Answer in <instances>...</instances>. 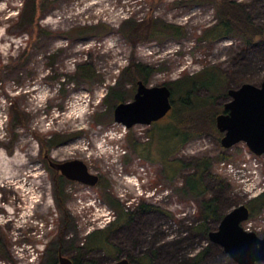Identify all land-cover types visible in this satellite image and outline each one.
<instances>
[{
	"label": "rangeland",
	"instance_id": "obj_1",
	"mask_svg": "<svg viewBox=\"0 0 264 264\" xmlns=\"http://www.w3.org/2000/svg\"><path fill=\"white\" fill-rule=\"evenodd\" d=\"M29 1L0 0V264H49L58 241L62 254L80 264L144 256L152 264H237L198 231L202 224L216 231L221 221L204 223L201 201L177 193L186 173L171 183L156 160L169 151L165 146L171 141L159 134L174 125V112L156 125L128 129L115 122L118 103L106 98L121 83L122 102L134 99L137 86L123 75L132 60L153 69L151 87L213 68L225 79L212 109L222 114L230 89L263 82L264 45L248 49L237 38L203 40L217 22L214 0H40L38 31L23 22ZM228 1L246 4L264 27V0ZM130 20L147 25L161 20L182 28L183 35L133 46L122 32ZM91 27L97 32L80 31ZM83 68L93 73L91 79L79 76ZM182 94L177 92L175 101ZM196 95L212 96L207 89ZM178 147L175 159H212L204 176L205 199H215L221 215L264 192V155L256 156L245 143L225 149L221 140L203 136ZM145 152L154 160L141 155ZM44 153L54 163L84 162L99 183L66 179ZM57 176L66 179L67 225L56 206ZM108 196L134 217L109 231L107 248H87L89 234L110 229L117 217ZM242 227L264 238V209Z\"/></svg>",
	"mask_w": 264,
	"mask_h": 264
},
{
	"label": "trees",
	"instance_id": "obj_2",
	"mask_svg": "<svg viewBox=\"0 0 264 264\" xmlns=\"http://www.w3.org/2000/svg\"><path fill=\"white\" fill-rule=\"evenodd\" d=\"M214 3L217 11V22L204 32L203 40L213 42L224 38H237L248 49H255L264 45V27L255 23L246 4L228 0H214ZM40 11V0H30L25 7L24 15H22L23 22L32 25L35 30L38 31V29H40V22L38 19ZM145 22L144 20H130L122 28L123 35L133 46H137L149 38L158 39L166 36L181 37L183 35L182 28L172 26L164 21L154 20L148 25ZM97 29L96 27H91L80 31L97 32ZM153 73L154 71L151 67L137 63V61L134 60H132L130 65L123 71V75L126 79H131L135 87L137 86L136 81L138 80L147 84ZM79 76L91 79L93 73L87 68H83ZM224 82L225 79L221 77L215 69L208 68L195 76L186 77L178 82L169 84L173 97V117L175 118L176 116V119L172 127L166 126L159 134L161 135L160 139L165 138L167 142H169V140L171 141L170 146H165V148L169 147V151L162 153L156 159H159L162 163L164 177L173 183L180 175L186 173L183 177V186L176 191L184 198H194L201 201L200 204L204 223L209 221L218 222L225 216L220 214L215 199H205L207 188L205 186L204 176L211 170L212 159L205 157L193 158L185 162L180 159H175L172 153L179 148L178 146L185 145L194 138L210 136L219 141L221 140L223 135L216 127V117L219 115V112L217 110L213 111L212 109H214V98L223 93L222 90L225 86ZM200 89H207L212 96L208 98L198 97L196 92ZM177 92H184L185 94H182L181 99L175 101L174 96ZM124 97L125 90H123V85L118 83L115 87L111 88L106 101L110 99L119 104L124 100ZM177 108L182 110L177 111ZM222 113H225L224 106ZM17 118L21 123L22 116L20 112L17 113ZM170 127L172 128L171 132ZM165 132L168 134H165ZM151 139L153 141L158 139L157 130L151 135ZM44 149L47 150L48 148ZM147 153L146 155L144 153L141 155H144V157L149 160H154L151 159ZM44 154V158L48 159L49 164L51 160L46 153ZM49 169L52 170L51 167H49ZM57 177L61 183H58L55 177L56 206L64 224L67 225L70 223V220L63 204L65 202L63 195L66 179L63 176ZM107 200L110 206L117 211V217L111 224L110 229L99 230L89 234L86 243L83 244V246H87V248L98 247L102 250L107 248V234L109 231L115 229L117 226L131 222L134 217V213L125 212L121 208V204L118 200H113V198L109 196ZM247 206L250 209V218L262 213L264 209V192L251 200ZM149 209H151V207H149ZM198 231L204 232L203 234L206 236H209L210 233V229L205 224H202ZM54 247V253L53 256H51L52 261L49 264H55L57 262L59 254L63 251L64 244L58 241L54 244ZM73 262L74 264H80V261L77 259L73 260ZM131 263L152 264V260L149 256H144L133 259Z\"/></svg>",
	"mask_w": 264,
	"mask_h": 264
},
{
	"label": "water",
	"instance_id": "obj_3",
	"mask_svg": "<svg viewBox=\"0 0 264 264\" xmlns=\"http://www.w3.org/2000/svg\"><path fill=\"white\" fill-rule=\"evenodd\" d=\"M172 91L166 86L151 87L143 81L137 83L134 99L119 103L114 109L118 124L131 129L137 125L152 126L171 112ZM230 101L224 106L225 113L216 117V127L223 135L221 145L231 149L245 143L256 156L264 155V80L260 86L245 83L238 89L228 91ZM50 166L66 179L90 186L99 183V176L91 173L80 160L62 163L50 161ZM250 219V209L243 204L233 209L220 222L218 230L209 233L212 243L222 246L237 264H259L264 262V238L254 232L245 231L242 224ZM58 264H74L62 253ZM113 264H132L128 259L116 260Z\"/></svg>",
	"mask_w": 264,
	"mask_h": 264
},
{
	"label": "flooded vegetation",
	"instance_id": "obj_4",
	"mask_svg": "<svg viewBox=\"0 0 264 264\" xmlns=\"http://www.w3.org/2000/svg\"><path fill=\"white\" fill-rule=\"evenodd\" d=\"M169 88H170V86H168ZM135 94H136V92H135ZM171 101H172V98H171ZM172 105H173V101H172ZM170 116V112L168 113V115L164 118V119H162L161 121H159V122H162L163 120H165L167 117H169ZM155 124H158V122L157 123H154L153 125H155Z\"/></svg>",
	"mask_w": 264,
	"mask_h": 264
},
{
	"label": "built area",
	"instance_id": "obj_5",
	"mask_svg": "<svg viewBox=\"0 0 264 264\" xmlns=\"http://www.w3.org/2000/svg\"><path fill=\"white\" fill-rule=\"evenodd\" d=\"M248 157L250 158V160L253 159V156L250 153H248ZM254 163H256V162H254Z\"/></svg>",
	"mask_w": 264,
	"mask_h": 264
},
{
	"label": "bare ground",
	"instance_id": "obj_6",
	"mask_svg": "<svg viewBox=\"0 0 264 264\" xmlns=\"http://www.w3.org/2000/svg\"><path fill=\"white\" fill-rule=\"evenodd\" d=\"M124 126V125H123Z\"/></svg>",
	"mask_w": 264,
	"mask_h": 264
}]
</instances>
